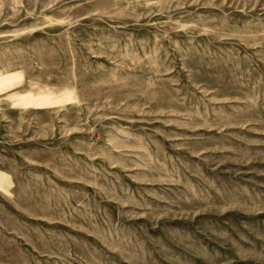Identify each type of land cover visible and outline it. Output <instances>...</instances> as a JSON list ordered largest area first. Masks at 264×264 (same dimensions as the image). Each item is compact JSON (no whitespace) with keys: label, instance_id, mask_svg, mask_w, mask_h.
Instances as JSON below:
<instances>
[{"label":"rangeland","instance_id":"obj_1","mask_svg":"<svg viewBox=\"0 0 264 264\" xmlns=\"http://www.w3.org/2000/svg\"><path fill=\"white\" fill-rule=\"evenodd\" d=\"M0 264H264V0H0Z\"/></svg>","mask_w":264,"mask_h":264}]
</instances>
